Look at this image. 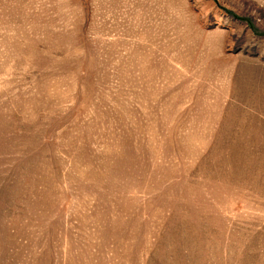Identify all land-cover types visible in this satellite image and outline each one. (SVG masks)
<instances>
[{
    "label": "rangeland",
    "instance_id": "rangeland-1",
    "mask_svg": "<svg viewBox=\"0 0 264 264\" xmlns=\"http://www.w3.org/2000/svg\"><path fill=\"white\" fill-rule=\"evenodd\" d=\"M0 264H264V0H0Z\"/></svg>",
    "mask_w": 264,
    "mask_h": 264
}]
</instances>
